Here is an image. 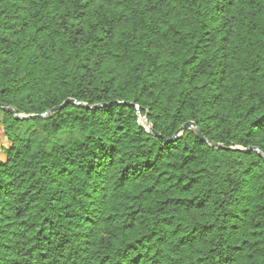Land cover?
Here are the masks:
<instances>
[{"label": "trees", "instance_id": "16d2710c", "mask_svg": "<svg viewBox=\"0 0 264 264\" xmlns=\"http://www.w3.org/2000/svg\"><path fill=\"white\" fill-rule=\"evenodd\" d=\"M0 127V264H264V0H0Z\"/></svg>", "mask_w": 264, "mask_h": 264}, {"label": "rangeland", "instance_id": "374dc122", "mask_svg": "<svg viewBox=\"0 0 264 264\" xmlns=\"http://www.w3.org/2000/svg\"><path fill=\"white\" fill-rule=\"evenodd\" d=\"M141 121L144 122V118H141ZM15 133L23 138L29 139L34 149L42 146L46 150H49L53 145L66 142L70 139L81 140V135L76 131L59 134L56 138H47L42 132V122L40 120H35L24 125H18L15 128ZM7 145L8 141L0 127V157H3L2 150L3 147Z\"/></svg>", "mask_w": 264, "mask_h": 264}, {"label": "water", "instance_id": "95a60500", "mask_svg": "<svg viewBox=\"0 0 264 264\" xmlns=\"http://www.w3.org/2000/svg\"><path fill=\"white\" fill-rule=\"evenodd\" d=\"M68 103H75V104L79 105L80 107H84V108H89V107L98 108V107L101 106V105L90 106V105H87V104H85V103H81V102H78V101H76V100H74V99H70V98H68V99L64 100L63 103H62L61 105H59V106H57V107H54V108H52V109H50V110H48V111H45L44 113H41V114H28V115L18 114V113H16L15 110H14L13 108H11L10 106H6V108H7L9 111H11V112L15 115V118H16L17 120H28V119H35V118H43V117L47 116V115L50 114V113H53V112H55V111H57V110H60L62 107H64V106H65L66 104H68ZM144 122L146 123V119H144ZM145 128H146L147 130H151L150 125H149L148 123H146ZM186 128H191V129H193V131H194L195 133H197V135L200 136L199 130H198V128L196 127V125H195L193 122H186V123L183 124L181 127H179V129H178L177 132H179V131H183V130H185ZM210 144L213 145V146H216V147H222L221 145H218V144H215V143H210ZM243 150L248 151V150H250V148H245V149H243ZM255 150L258 151L257 148H255Z\"/></svg>", "mask_w": 264, "mask_h": 264}]
</instances>
